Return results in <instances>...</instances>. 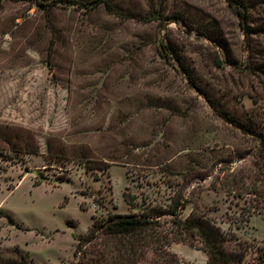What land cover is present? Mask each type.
Returning <instances> with one entry per match:
<instances>
[{"label":"rangeland","instance_id":"1","mask_svg":"<svg viewBox=\"0 0 264 264\" xmlns=\"http://www.w3.org/2000/svg\"><path fill=\"white\" fill-rule=\"evenodd\" d=\"M261 137L264 0L0 1V264H206L176 201L263 264Z\"/></svg>","mask_w":264,"mask_h":264},{"label":"trees","instance_id":"2","mask_svg":"<svg viewBox=\"0 0 264 264\" xmlns=\"http://www.w3.org/2000/svg\"><path fill=\"white\" fill-rule=\"evenodd\" d=\"M107 1L108 0H95V3L99 5L101 3H107ZM53 3L55 4V2H52V4ZM258 142V150L264 153V137H261ZM254 193L256 196H259L257 192ZM179 204L180 201H176L173 205L171 213H169L171 216V230L165 232L163 235L166 239L164 242L169 243L172 241H184L191 243L193 238L197 237L201 243V249L207 255L206 264L237 263L238 260L233 257V255H229L226 252L225 244L227 239L222 230L214 224L207 222L202 216H196L194 214H190L183 221L180 220L178 216H176ZM163 215L165 214L141 217L135 214H113L108 217V220L102 227L104 233L111 237L130 236L145 231H158L162 228L158 219ZM157 240H159V237ZM164 242L160 243L158 248L155 249L158 250L159 247L160 249H163L165 247ZM166 255L170 256L169 260L166 261L167 263H177L178 259L175 255L168 253H166ZM260 257L261 262L264 264V251L260 254Z\"/></svg>","mask_w":264,"mask_h":264}]
</instances>
